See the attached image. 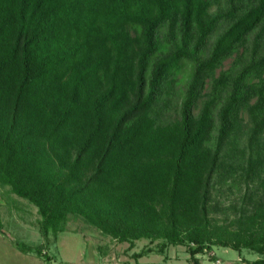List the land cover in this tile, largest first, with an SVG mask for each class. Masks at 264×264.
<instances>
[{
  "label": "trees",
  "instance_id": "obj_1",
  "mask_svg": "<svg viewBox=\"0 0 264 264\" xmlns=\"http://www.w3.org/2000/svg\"><path fill=\"white\" fill-rule=\"evenodd\" d=\"M233 175L264 193V0H0V185L37 207L47 245L73 216L157 241L137 264L171 245L264 264V196L212 215Z\"/></svg>",
  "mask_w": 264,
  "mask_h": 264
},
{
  "label": "rangeland",
  "instance_id": "obj_2",
  "mask_svg": "<svg viewBox=\"0 0 264 264\" xmlns=\"http://www.w3.org/2000/svg\"><path fill=\"white\" fill-rule=\"evenodd\" d=\"M218 6H214L216 10ZM233 58L227 59L222 68L231 66ZM240 148L242 143L240 142ZM258 180L246 181L233 175L214 189L212 202L218 203V209L212 211L218 226L229 225V220L238 217L242 208L247 213L248 196H264L258 186ZM0 219L3 232L0 233V264H137L133 253L151 246L158 248V242L148 239L136 242L133 249L129 243H120L110 236L85 223L83 219L71 216L65 231L58 235L56 243L53 236L44 238L39 230L41 216L35 205L13 193L9 186L0 185ZM232 228V226H230ZM40 244L50 256V262L34 254L22 252L18 243ZM156 250V249H155ZM201 264H247L242 261L255 260L260 254L244 249L239 251L222 246H213L210 250L197 255ZM141 264H193L188 245H171L164 253H150L139 259Z\"/></svg>",
  "mask_w": 264,
  "mask_h": 264
},
{
  "label": "crops",
  "instance_id": "obj_3",
  "mask_svg": "<svg viewBox=\"0 0 264 264\" xmlns=\"http://www.w3.org/2000/svg\"><path fill=\"white\" fill-rule=\"evenodd\" d=\"M38 258H40V257H38ZM50 261H51V260H50ZM50 261H49V262H50Z\"/></svg>",
  "mask_w": 264,
  "mask_h": 264
}]
</instances>
